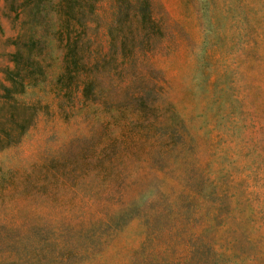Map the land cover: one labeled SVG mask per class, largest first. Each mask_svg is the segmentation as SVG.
Segmentation results:
<instances>
[{
	"label": "rangeland",
	"instance_id": "1",
	"mask_svg": "<svg viewBox=\"0 0 264 264\" xmlns=\"http://www.w3.org/2000/svg\"><path fill=\"white\" fill-rule=\"evenodd\" d=\"M0 264H264V0H0Z\"/></svg>",
	"mask_w": 264,
	"mask_h": 264
}]
</instances>
